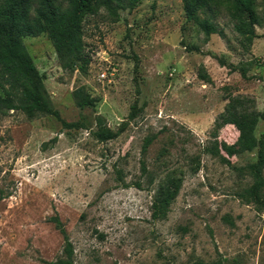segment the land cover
Listing matches in <instances>:
<instances>
[{
  "label": "rangeland",
  "instance_id": "rangeland-1",
  "mask_svg": "<svg viewBox=\"0 0 264 264\" xmlns=\"http://www.w3.org/2000/svg\"><path fill=\"white\" fill-rule=\"evenodd\" d=\"M218 11L212 21L223 38L207 39L186 21L180 0H139L116 22L102 12L86 16L85 73L62 71L44 34L22 39L52 108L83 128L18 111L0 116V264L64 258L54 216L72 264H264V188L259 202L242 198L255 151L226 156L220 145L234 144L237 132L213 126L228 96L262 111L264 25L253 27L256 37L242 52L225 6ZM79 88L93 107L77 106ZM96 115L120 129L114 139L92 138ZM262 133L259 120L253 135ZM144 137L152 141L143 156L148 176L140 178ZM167 176L180 186L166 217L153 222L151 197Z\"/></svg>",
  "mask_w": 264,
  "mask_h": 264
},
{
  "label": "trees",
  "instance_id": "trees-1",
  "mask_svg": "<svg viewBox=\"0 0 264 264\" xmlns=\"http://www.w3.org/2000/svg\"><path fill=\"white\" fill-rule=\"evenodd\" d=\"M186 21L192 22L197 30L207 39L216 34L223 38L222 32L216 29L212 19L218 14V8L225 6L233 30L240 37L242 52H246L255 39L253 27L264 25V0L262 11L257 13L256 0H180ZM139 0H0V116L8 111H18L28 119L38 116H51L63 129L83 128L81 122L65 123L54 110L46 96L41 75L28 55L22 39L44 34L49 40L62 71L76 69L85 73L89 59L81 43V23L86 16L104 13L110 22H116L119 12L132 10ZM245 46V47H244ZM218 65L225 67L223 61ZM227 68V67H226ZM233 68L232 66L228 69ZM243 77V73H240ZM198 78L208 82L207 75ZM76 104L79 108L93 107L94 100L83 94L82 88L76 91ZM133 110V108H132ZM133 111L128 116L131 119ZM264 122V103L261 112L253 107V101L244 96H228L221 113L214 120V128L231 125L237 132L232 145L221 144L224 154L231 157L238 153L255 151V161L247 166L253 179L251 187L244 192L245 202H259L260 192L264 188L262 170L264 169V133L259 139L253 135L257 122ZM95 130L92 138L103 143L114 139L118 133L110 130L102 117L94 118ZM152 137H144L140 144L138 161L139 177L148 176L143 161ZM213 154L224 163H228L214 147ZM152 181L148 180V184ZM180 180L167 176L160 182L153 193L149 206L151 221L163 220L171 201L177 194ZM139 187V186H137ZM55 229L62 237L64 258L53 264H72L71 245L59 219L50 218Z\"/></svg>",
  "mask_w": 264,
  "mask_h": 264
},
{
  "label": "built area",
  "instance_id": "built-area-1",
  "mask_svg": "<svg viewBox=\"0 0 264 264\" xmlns=\"http://www.w3.org/2000/svg\"><path fill=\"white\" fill-rule=\"evenodd\" d=\"M103 76H104L103 74L100 75V77H102V78H103Z\"/></svg>",
  "mask_w": 264,
  "mask_h": 264
}]
</instances>
